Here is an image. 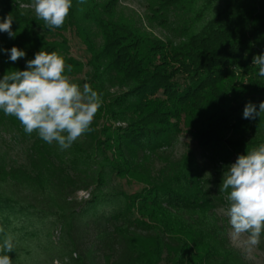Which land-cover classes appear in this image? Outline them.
<instances>
[{
  "label": "trees",
  "instance_id": "trees-1",
  "mask_svg": "<svg viewBox=\"0 0 264 264\" xmlns=\"http://www.w3.org/2000/svg\"><path fill=\"white\" fill-rule=\"evenodd\" d=\"M119 2L72 0L64 25L50 30L19 9L32 0H0V22L11 14L16 34L0 32V78L55 51L72 66L71 81L103 100L65 150L0 111V128L26 145L23 164L0 156L8 255L13 264H251L230 242L220 213L229 192L220 187L239 155L264 144V113L243 118L247 103L259 111L264 101L253 64L264 54V0H143L133 19ZM67 34L89 59L71 56ZM13 46L26 56L10 61L3 49ZM181 138L189 142L175 158Z\"/></svg>",
  "mask_w": 264,
  "mask_h": 264
},
{
  "label": "clouds",
  "instance_id": "clouds-1",
  "mask_svg": "<svg viewBox=\"0 0 264 264\" xmlns=\"http://www.w3.org/2000/svg\"><path fill=\"white\" fill-rule=\"evenodd\" d=\"M83 3V0H81ZM37 19L48 29L62 27L72 8V0H32ZM13 16L7 15L0 22V32L15 38L12 31ZM9 60L16 62L26 52L16 46L3 49ZM258 75L264 77V54L253 57ZM72 66L66 65L57 52L39 51L33 59L26 61L25 70L7 72L0 78V111L15 117L26 134L34 131L48 144L55 142L61 150L68 149L90 126L102 106L101 94L85 83L81 87L66 74ZM264 113V101L249 102L243 110V118L256 119ZM220 191H228L229 205L220 209L228 218L231 237L245 236L249 247L258 246L264 234V144L239 155L235 163L224 173ZM0 233L5 229L0 227ZM14 236L5 233L0 243V264H13L8 255L14 251Z\"/></svg>",
  "mask_w": 264,
  "mask_h": 264
},
{
  "label": "rangeland",
  "instance_id": "rangeland-1",
  "mask_svg": "<svg viewBox=\"0 0 264 264\" xmlns=\"http://www.w3.org/2000/svg\"><path fill=\"white\" fill-rule=\"evenodd\" d=\"M19 4V3H18ZM144 4L143 0H120L119 2V14L125 18L133 19L136 16L142 17L144 15ZM20 10H31L32 14L35 16L34 10L32 6H21L19 5ZM150 33H152L155 37L158 38H164L165 33L162 32L158 28L149 29ZM68 38V46L70 48V54L72 57L78 58L80 60H87L89 59V56L86 52L85 46L81 43V41L77 38L71 37L67 34L66 36ZM96 44H100V38H96L95 40ZM189 142L186 139H179L176 144L172 147V155L175 158H179L183 152V143ZM25 150L26 145L22 144V142L15 141L14 135L11 131L6 129L0 128V156L4 154L7 158V162L11 161L13 163L17 164H23L24 163V157H25ZM196 156L199 160L203 161V154L199 151H195ZM122 185H124L122 183ZM123 190L129 191L130 193H133L137 190V188H127L125 185L122 187ZM88 194L84 192H80L77 194L78 199H87ZM221 213V212H220ZM223 215V214H221ZM230 225V224H229ZM231 232V226L229 231V239L232 244V246L239 250L241 253H243L246 257V259L251 264H264V247L262 246V242L255 247H249L244 243L245 236H241L239 239H233L230 235ZM56 233L54 234V237L56 238ZM58 264V263H55Z\"/></svg>",
  "mask_w": 264,
  "mask_h": 264
}]
</instances>
